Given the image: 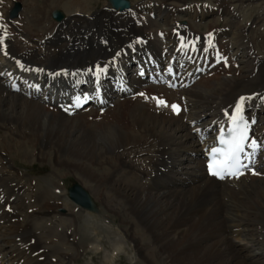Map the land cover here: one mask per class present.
Returning a JSON list of instances; mask_svg holds the SVG:
<instances>
[{"label": "bare ground", "instance_id": "6f19581e", "mask_svg": "<svg viewBox=\"0 0 264 264\" xmlns=\"http://www.w3.org/2000/svg\"><path fill=\"white\" fill-rule=\"evenodd\" d=\"M15 1L23 8L11 20ZM144 1L122 12L105 3L86 14L91 0H0L1 262L68 264L92 237L76 228L77 215L73 224L54 216L58 207L69 206L66 189L56 184L62 173L53 169L54 177L36 188L11 169V160L31 144L35 159L50 154L54 165L74 173L108 212L127 220L130 227L119 228L140 260L264 264V144L256 171L221 182L205 175L204 158L191 157L200 156L208 140L197 130H213L238 101L248 107L253 138L264 142V36H246L250 27L233 23L224 35L230 34L239 51L234 60L214 29L201 32L177 17L202 19L214 13L209 6ZM59 9L60 22L52 18ZM153 13L162 18V27L151 19ZM162 53L166 60L184 61L173 69L179 74L184 64L190 84L180 90L145 85L127 72V63L139 54ZM197 63L205 66V74L195 77L191 68ZM12 78L26 79L24 89L10 87ZM125 85L126 92H120ZM47 88L50 93L43 91ZM80 94L97 99L102 94L99 106L71 107L70 114L66 107ZM173 104L182 110L174 111ZM28 208H35L37 223L23 219ZM98 242L106 245L102 237Z\"/></svg>", "mask_w": 264, "mask_h": 264}, {"label": "rangeland", "instance_id": "374dc122", "mask_svg": "<svg viewBox=\"0 0 264 264\" xmlns=\"http://www.w3.org/2000/svg\"><path fill=\"white\" fill-rule=\"evenodd\" d=\"M142 1L144 0H129L131 5L132 4L134 5V3L142 2ZM147 1H144V4ZM159 1H162L164 3L165 2L171 3L170 7L172 6L174 8H178L183 5L190 6L192 2L194 5L195 1L199 2L200 4H204V6L205 4L212 7L218 6L217 8H215V10H217L216 13L214 12L215 10L213 8L210 9L209 7L208 10L213 11L214 13H212L210 16H205L200 20L197 18L191 20L188 19V17L183 14H177V17L181 18L180 20L193 23L196 29H198L201 32L208 29L210 30V28L213 29L215 27L214 25H216L214 30L218 32L221 31L222 29L227 31L225 33L228 34L231 31L233 23L236 22L241 26H245V29H248L250 27L248 31L247 30L244 31L246 36H258L260 34L264 36V0H159ZM197 2L196 5L197 4L199 5V3ZM105 3L108 4L106 0H91V10L87 11L86 14L90 13V11H93L95 9L104 7ZM22 8L23 7L21 6L20 3V10L18 12H22L21 11ZM230 9L234 11V14L229 12ZM152 19L157 23V26L160 27L163 26V20L160 17V15H154ZM254 19L256 20V23L260 19L259 23L258 24L252 23ZM230 38H231L230 34L222 37V39H227L226 40L227 49L228 47H230L229 46L230 42L228 41V39ZM230 41L233 43L232 39H230ZM232 43H230V45ZM228 50L230 54L235 55L236 47L231 46ZM4 134L5 131L4 130L1 131L0 129V136ZM34 149H35L34 146L31 144H27L25 147L23 146L22 148L23 154L17 155L16 158H13L11 160L10 163L11 164L10 167H12L11 169L13 171H18L19 173H21L22 175L21 178L23 180H26L28 183H31V185L34 184L36 188L38 187L37 186L38 184L41 183L45 184L47 183L46 182L47 180H50L49 179L50 177H54L53 169H57L60 173L63 174L61 175V178L55 177V179L57 180L56 184L58 183V186L60 188L66 189L67 192V187H69L73 183L80 184L85 190H87V192L90 194L92 200L94 201V203L98 208L97 212H91V211L85 212L82 211L81 209L78 210L74 206L75 204L71 202L66 196L69 206L68 207L60 206L57 208V210H55L54 216L57 219H59V217H63L65 219L66 217L67 221H71L74 217V216L72 217V215L75 216L77 215L76 216L77 218L74 217L76 218L75 219L76 228L77 229L79 228L78 230L80 233L83 231V233L93 237V238L89 237L91 239L89 240L87 239L88 241L84 243L85 247L83 249L86 248L85 251H82V253H80L75 258V261H70L68 262V264H150L143 259L140 260L139 256H137L135 252L132 250L133 243L125 236L124 234L125 231L119 228L122 227L126 229V227L127 228L130 227V225L126 223L127 220H123L124 218L120 217L119 215L108 212L106 206L103 205V203L99 200V198H97L93 194L91 188L89 189L84 187L81 184V182L76 178V175L74 173H68L65 168L54 165L53 161L50 158V154H48L45 158L41 160L35 159L33 154H31L32 152H34ZM25 151H27L26 156L24 155ZM179 156L178 159L180 162L185 161L186 157H184L183 152H180ZM182 167H184V165ZM182 178L184 180L185 176L182 175ZM27 200L29 203H33L32 201L33 198L27 197ZM33 209L35 208H28L23 214L25 217L24 218L21 217L23 219H26L25 221L29 222V225H32L33 223H37L36 220L38 221V219H35L33 217L34 216ZM71 223L73 224L74 222L71 221ZM60 227L61 226L59 225L57 229H59ZM101 237L106 241V245H104L103 247L101 245L96 246L99 243L98 239H100ZM89 250L90 251L97 250L98 253L97 254L92 252L89 253ZM91 255L95 257V260L91 259L92 257Z\"/></svg>", "mask_w": 264, "mask_h": 264}, {"label": "snow or ice", "instance_id": "6c2138e0", "mask_svg": "<svg viewBox=\"0 0 264 264\" xmlns=\"http://www.w3.org/2000/svg\"><path fill=\"white\" fill-rule=\"evenodd\" d=\"M3 27V25H0ZM211 35V34H209ZM100 72H103V68H99ZM142 95V94H141ZM246 99L245 97H240V101ZM158 104H165L163 100H158ZM79 106V105H77ZM173 110H177L175 104L172 105ZM241 103L238 101L235 106V111L232 114L230 124L231 127L228 129V135L225 136L221 134L218 137L220 147H213L211 149V154L213 156L219 155V159L210 160L208 163L209 172L212 175H220L223 179L222 173L227 171L228 175H239V168L241 167V153L244 151V141L247 137V124H241L240 121L242 117L240 116ZM198 131V130H197ZM256 142L252 141V147L255 148Z\"/></svg>", "mask_w": 264, "mask_h": 264}, {"label": "water", "instance_id": "95a60500", "mask_svg": "<svg viewBox=\"0 0 264 264\" xmlns=\"http://www.w3.org/2000/svg\"><path fill=\"white\" fill-rule=\"evenodd\" d=\"M109 1L111 2L113 7L119 8L121 10L129 7L128 0H109ZM53 17L58 20L61 18V13L55 11ZM68 196L73 202H75L84 209H88L91 211L97 210L88 192L77 183H74L72 186L68 188Z\"/></svg>", "mask_w": 264, "mask_h": 264}]
</instances>
